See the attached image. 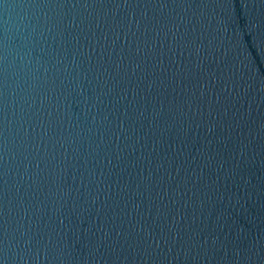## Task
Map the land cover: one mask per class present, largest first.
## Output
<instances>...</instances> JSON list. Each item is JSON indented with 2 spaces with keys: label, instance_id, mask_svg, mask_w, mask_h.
<instances>
[{
  "label": "water",
  "instance_id": "1",
  "mask_svg": "<svg viewBox=\"0 0 264 264\" xmlns=\"http://www.w3.org/2000/svg\"><path fill=\"white\" fill-rule=\"evenodd\" d=\"M0 264H264V0H0Z\"/></svg>",
  "mask_w": 264,
  "mask_h": 264
}]
</instances>
